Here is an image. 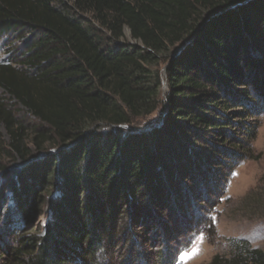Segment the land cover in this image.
Here are the masks:
<instances>
[{
  "label": "trees",
  "instance_id": "1",
  "mask_svg": "<svg viewBox=\"0 0 264 264\" xmlns=\"http://www.w3.org/2000/svg\"><path fill=\"white\" fill-rule=\"evenodd\" d=\"M0 89V156L26 165H0L2 264H99L139 238L153 258L125 264H178L264 113V0H0ZM226 247L209 264H264L247 240Z\"/></svg>",
  "mask_w": 264,
  "mask_h": 264
},
{
  "label": "rangeland",
  "instance_id": "2",
  "mask_svg": "<svg viewBox=\"0 0 264 264\" xmlns=\"http://www.w3.org/2000/svg\"><path fill=\"white\" fill-rule=\"evenodd\" d=\"M125 35L128 37L127 31ZM1 94L2 90L0 89ZM19 119H23L25 125V131L22 134L24 147L32 151V129L36 123L27 115ZM9 141L8 134L0 125V145L5 146ZM250 150L247 159L232 171L220 194L211 200L209 207H206V211L203 213L206 223L189 239L190 245L178 252V264H209L214 255H226V243L230 239L247 240L253 248L264 251V113L258 118L256 135ZM8 153L3 152V155L0 156V165H5L10 169L13 168L12 166L25 168L26 165L13 156L14 154ZM43 158L44 156L40 154L38 159L42 160ZM175 207L170 205L171 212L164 214L166 222L171 227L175 225L179 227V224L185 220V216L182 215L184 210L181 211L178 210L180 208ZM187 212L184 211V214ZM31 218L32 231L36 230L39 236L43 235V228L46 224L43 213L34 212ZM14 228L17 229V226ZM135 229L133 228L134 232L139 230ZM117 233V239L125 238L122 236L123 231ZM7 240H11V235L5 230H1L0 241L4 243ZM137 242L139 245L131 244L130 240L120 242L118 245L115 242L113 247L107 245V256H99L98 263L125 264L124 260L129 248L133 251L149 253L148 258H153L150 253L156 252L157 248H152L149 240L144 243L139 238ZM149 259L146 258L143 263L149 264ZM2 263L3 261L0 260V264Z\"/></svg>",
  "mask_w": 264,
  "mask_h": 264
},
{
  "label": "water",
  "instance_id": "3",
  "mask_svg": "<svg viewBox=\"0 0 264 264\" xmlns=\"http://www.w3.org/2000/svg\"><path fill=\"white\" fill-rule=\"evenodd\" d=\"M220 14V12H217V13H212V14H209L203 21L202 23L199 25V27L197 28V30L203 26L206 22H208L209 20L215 18L216 16H218ZM129 34V32H128ZM196 34V33H195ZM195 34L193 35V37L195 36ZM193 37H191L189 40L185 41L181 46L179 47H176L174 50H173V53H172V57L175 56L176 54H178L192 39ZM162 84H163V96L165 97V94L167 92V82H166V74H165V67L163 68L162 70Z\"/></svg>",
  "mask_w": 264,
  "mask_h": 264
}]
</instances>
